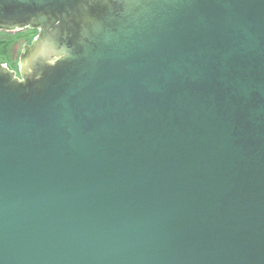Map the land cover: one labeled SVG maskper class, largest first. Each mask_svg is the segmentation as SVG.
<instances>
[{
  "label": "water",
  "instance_id": "1",
  "mask_svg": "<svg viewBox=\"0 0 264 264\" xmlns=\"http://www.w3.org/2000/svg\"><path fill=\"white\" fill-rule=\"evenodd\" d=\"M0 264H264V0H0Z\"/></svg>",
  "mask_w": 264,
  "mask_h": 264
},
{
  "label": "rangeland",
  "instance_id": "2",
  "mask_svg": "<svg viewBox=\"0 0 264 264\" xmlns=\"http://www.w3.org/2000/svg\"><path fill=\"white\" fill-rule=\"evenodd\" d=\"M37 32L29 29L19 31H0V38L11 42L8 48V55L0 58V61L5 62L9 67L18 70V57L21 52L22 42L29 43L35 37Z\"/></svg>",
  "mask_w": 264,
  "mask_h": 264
},
{
  "label": "trees",
  "instance_id": "3",
  "mask_svg": "<svg viewBox=\"0 0 264 264\" xmlns=\"http://www.w3.org/2000/svg\"><path fill=\"white\" fill-rule=\"evenodd\" d=\"M11 42L9 40H5L0 38V58L6 57L8 55V48Z\"/></svg>",
  "mask_w": 264,
  "mask_h": 264
},
{
  "label": "flooded vegetation",
  "instance_id": "4",
  "mask_svg": "<svg viewBox=\"0 0 264 264\" xmlns=\"http://www.w3.org/2000/svg\"><path fill=\"white\" fill-rule=\"evenodd\" d=\"M31 31L37 32V31H35V30H31Z\"/></svg>",
  "mask_w": 264,
  "mask_h": 264
}]
</instances>
